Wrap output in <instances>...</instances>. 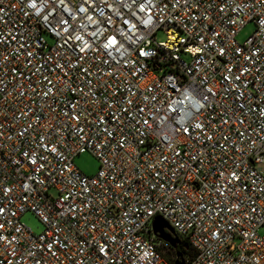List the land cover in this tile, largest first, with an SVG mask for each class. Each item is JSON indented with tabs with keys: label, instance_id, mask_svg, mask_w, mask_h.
Listing matches in <instances>:
<instances>
[{
	"label": "built area",
	"instance_id": "built-area-1",
	"mask_svg": "<svg viewBox=\"0 0 264 264\" xmlns=\"http://www.w3.org/2000/svg\"><path fill=\"white\" fill-rule=\"evenodd\" d=\"M262 164L264 0H0V264H264Z\"/></svg>",
	"mask_w": 264,
	"mask_h": 264
},
{
	"label": "rangeland",
	"instance_id": "rangeland-1",
	"mask_svg": "<svg viewBox=\"0 0 264 264\" xmlns=\"http://www.w3.org/2000/svg\"><path fill=\"white\" fill-rule=\"evenodd\" d=\"M256 29L254 22L247 23L238 33L237 40L243 43ZM158 40H165L166 34L159 32L157 35ZM75 165L83 171L86 175H95L100 168L99 159L90 151L81 153L74 157ZM264 172V164L261 165ZM22 222L28 226L35 234H40L44 231L45 226L41 220L32 212H26L22 216Z\"/></svg>",
	"mask_w": 264,
	"mask_h": 264
},
{
	"label": "water",
	"instance_id": "water-1",
	"mask_svg": "<svg viewBox=\"0 0 264 264\" xmlns=\"http://www.w3.org/2000/svg\"><path fill=\"white\" fill-rule=\"evenodd\" d=\"M166 229H168L170 232H167ZM153 231L158 238L169 243L172 247H176L180 242L177 238H174L172 236V234L174 233L173 228L160 217L154 220ZM175 264H184V260L176 261Z\"/></svg>",
	"mask_w": 264,
	"mask_h": 264
},
{
	"label": "trees",
	"instance_id": "trees-1",
	"mask_svg": "<svg viewBox=\"0 0 264 264\" xmlns=\"http://www.w3.org/2000/svg\"><path fill=\"white\" fill-rule=\"evenodd\" d=\"M168 248L167 255L174 263L176 262L174 257L179 255L181 259L188 260V258H191L194 253L192 248L186 242H183V244H177L176 247L168 246Z\"/></svg>",
	"mask_w": 264,
	"mask_h": 264
},
{
	"label": "snow or ice",
	"instance_id": "snow-or-ice-1",
	"mask_svg": "<svg viewBox=\"0 0 264 264\" xmlns=\"http://www.w3.org/2000/svg\"><path fill=\"white\" fill-rule=\"evenodd\" d=\"M33 7H35V5H33ZM113 43H115V39H113ZM101 251H103V249H101Z\"/></svg>",
	"mask_w": 264,
	"mask_h": 264
}]
</instances>
